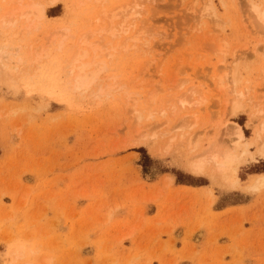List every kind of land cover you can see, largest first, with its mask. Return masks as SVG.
<instances>
[{
    "label": "rangeland",
    "instance_id": "rangeland-1",
    "mask_svg": "<svg viewBox=\"0 0 264 264\" xmlns=\"http://www.w3.org/2000/svg\"><path fill=\"white\" fill-rule=\"evenodd\" d=\"M72 1L35 30L0 25V264H264V28L248 0H137L141 21L126 42L105 34L84 91L65 59L97 27ZM230 122L252 152L234 187L186 166Z\"/></svg>",
    "mask_w": 264,
    "mask_h": 264
},
{
    "label": "bare ground",
    "instance_id": "bare-ground-1",
    "mask_svg": "<svg viewBox=\"0 0 264 264\" xmlns=\"http://www.w3.org/2000/svg\"><path fill=\"white\" fill-rule=\"evenodd\" d=\"M57 1L58 0H1V3H0V25L4 26V28H5V26H7V27L8 26L9 27L15 26V25L17 26V24L19 22H21V23L23 22V26L25 27L26 32L29 31L30 28L32 30H35L36 28H34V27L35 26L37 27V25H38V24L37 25H35V24L40 19H43L45 17L46 8L54 6L57 3ZM73 1L77 2L78 7L84 6V9L89 10L91 8L94 10L92 13H94V18H95V22H96L95 25L97 27L96 29L89 30L87 32L82 33L78 39V43H79L78 49L75 50L71 56H68V58L65 59L67 62L66 66L68 67L67 70H68L69 74L71 75L73 88L76 90L84 91V90H87L88 88H90V86L95 82V80L98 76V73L100 71L99 70V68H100L99 62L101 60H98V56H100V54L102 53L101 44L103 43V41H105V38H106L105 34H107L111 38L120 36L119 38L122 37L123 41L126 42L128 39L131 38L132 35L130 36L129 34L132 30H134V26L139 21H141V19H140L141 16H140V11H139V8L137 5V0H118V1H116L117 3L112 4V5H109L111 0H73ZM258 1L259 2H254V0H248L247 6H249L248 8L250 10V13H252L251 15H253V17H254V20L262 28H264V0H258ZM211 6H212L211 2L209 5H207V4H206V6L204 5V8L207 9V10H205V9L204 10L207 12ZM65 9H67V8H65ZM82 10H83V7H82ZM79 13H80V11H79ZM92 13H91V15H92ZM209 13H211L210 10H209ZM68 23L66 22V25ZM63 25H61L62 27L59 26L57 31H54L56 33V35H58L60 33L59 32L60 28H62V31H63V32L61 31L60 38L58 35L59 39L55 45L56 49L59 51H63L64 42L70 36L69 25L68 26H63ZM70 26H72V25H70ZM52 34L50 35L51 37H52ZM56 35H54V36L56 37ZM54 36L52 38H54ZM89 36L90 37L93 36L94 38L97 37L98 39L91 38L92 40H90ZM3 37L5 38V36H3ZM56 40L57 39H55V41ZM5 41L7 42V40H5ZM12 42H13V40H12ZM108 42H110V41H108ZM5 43L2 44V47H5L4 49L0 45V47H1L0 48V71L6 70V68L4 67L6 65L5 64H4V66L2 65L1 58L3 57V59H4V56H5V59H6L7 54L11 53V52H9V53L7 52V54H6V51H5L6 46L5 45H7V43L6 44ZM44 43H42L41 47L39 46L40 48H38V49H40V50H38V51L36 50L37 52H34V53L32 50V53L31 52L29 53L30 55L32 54L33 57L36 54V57L32 59L33 63H34V60L38 61L40 58H42V57L44 58L48 55V51H47L48 48L46 50V47H43ZM26 45H27V43H26ZM45 45H46V43H45ZM110 46H111V44H110ZM123 46L125 48L127 45L124 43ZM9 47H7L8 50H9ZM15 47H17V46H15ZM29 47L30 46H28V48ZM54 48H52V49H54ZM16 49H15V51L18 52ZM107 49H108V47H107ZM18 50H19V48H18ZM24 50H25V48H24ZM111 50H113V47ZM15 51H14V54H15ZM14 54H13V56H14ZM106 54L109 55L111 53L107 52ZM15 56H16V54H15ZM90 56H91V59H90ZM21 57L22 56H20V57L17 56L16 60L19 58L17 60L19 62V60H21ZM7 58L10 59L11 57L7 56ZM235 69H231V72H230V79L232 81H234L236 78ZM219 87L222 89L221 83H219ZM241 96L242 95L240 93H238L233 98L232 103H231L232 104V107H231L232 111L231 112H236V110L242 106L243 103L240 101ZM200 98H202V97H200ZM180 100L181 101L179 103L181 105H192L194 103V101H191L186 97L184 99H180ZM257 113L262 114L259 111ZM220 121H222V120L219 119V122ZM263 126H264V124L262 123L260 126V129L255 131V135L252 136V142L255 141L258 143L259 146L257 148V152L260 153L264 157V135H263L264 131H263ZM223 128L225 129V132H224L226 134L225 137L227 136L228 138L227 139L223 138L224 140L217 139L216 141H215V139H213L214 141L211 140L212 142H210V143L208 142L207 146L206 147L204 146L205 148L203 147V149L201 148L200 152H198L200 149L197 151V153H199V154L196 153L197 155H194L191 160L189 159V162L186 164V166L193 173H196V174L197 173H202V174L204 173L205 174L207 172L208 174H210L212 176H214V175L217 176L220 181L234 187L238 183L237 171H238L239 165L243 162V159H245L244 155L248 154V156H249L251 154L250 156H252V152L248 149L247 144L244 143V139H245L244 133H243L241 127L237 123L230 122V124L225 125ZM183 135H184V133H182V136ZM190 143H192L191 140H190ZM243 143H244V148L241 150V153H239L238 149L241 146H243ZM190 145L188 144V146L190 148H192V147L195 148V146L197 144H194V142H193V145H195V146L192 145V147H191ZM194 148H192V149H194ZM263 175L264 174L258 175V179H264ZM20 254H21V251L19 249H17L15 252L16 257H19Z\"/></svg>",
    "mask_w": 264,
    "mask_h": 264
},
{
    "label": "trees",
    "instance_id": "trees-1",
    "mask_svg": "<svg viewBox=\"0 0 264 264\" xmlns=\"http://www.w3.org/2000/svg\"><path fill=\"white\" fill-rule=\"evenodd\" d=\"M141 151H143V149H141Z\"/></svg>",
    "mask_w": 264,
    "mask_h": 264
}]
</instances>
